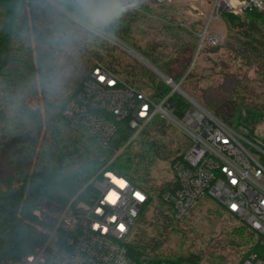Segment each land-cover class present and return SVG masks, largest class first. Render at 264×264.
Instances as JSON below:
<instances>
[{
    "label": "trees",
    "instance_id": "1",
    "mask_svg": "<svg viewBox=\"0 0 264 264\" xmlns=\"http://www.w3.org/2000/svg\"><path fill=\"white\" fill-rule=\"evenodd\" d=\"M65 8L73 12L70 7ZM117 15L116 23L103 31L128 41L133 26L145 22L147 17L139 8L124 4ZM223 16L229 31L227 40L222 45L205 44L198 57L212 53L221 55L220 61H215L219 67L217 79L208 80L203 75L204 68L196 67L198 60L183 79L199 40L188 27L174 23L173 19L166 28L178 27L179 31L192 35L190 41H177L170 49L166 43L163 47L162 41L148 42L138 48L166 76L176 82L183 79L181 86L191 96L232 125L242 108L264 112V10L224 13ZM58 25L73 28L80 33L78 38L65 46H59L63 41L53 44ZM116 50L110 41L91 31H82L72 18L47 0H0V157L3 164L0 259L17 260L32 252L43 240L38 227L40 221L32 212L41 201L49 199L65 206L76 196V200H88L93 188L89 184L91 178L110 162L115 150L133 133L128 120L120 121L110 146L104 148L84 130L71 127L65 119V105L76 96L97 61L106 63L132 84L149 89L152 97L159 99L171 91V86L148 67L136 61L116 60ZM242 69L244 75L240 73ZM252 70L256 74L253 78L249 76ZM223 77L238 80L232 89L225 88L231 91L228 96L223 95ZM53 80L55 88L51 84ZM253 82L259 83L260 93L251 87ZM34 100L40 103L34 105ZM169 101L177 117H182L190 107L178 92H173ZM166 123L161 118L153 119L139 135L143 149L132 152V144L129 145L108 168L135 182H140L138 178L149 180L150 167L162 157L160 150H164L162 143L150 137V133L165 136ZM179 157L182 156L173 158L172 166ZM173 180L172 177L157 188L161 204L166 205L162 194L170 189ZM157 223L150 237L130 238L127 245L131 258L140 264H200L199 256L185 255L168 246L170 231H179L181 223L171 212L158 211ZM232 234L240 238L233 237L232 242L249 246L244 258L252 253L264 255L260 235L249 225L244 223Z\"/></svg>",
    "mask_w": 264,
    "mask_h": 264
},
{
    "label": "built area",
    "instance_id": "2",
    "mask_svg": "<svg viewBox=\"0 0 264 264\" xmlns=\"http://www.w3.org/2000/svg\"><path fill=\"white\" fill-rule=\"evenodd\" d=\"M154 1L162 5L179 0ZM183 1L193 14L203 19L197 53L183 79L194 67L205 44L215 46L224 40L222 32L212 30L214 22L224 13L264 10V0ZM61 9L73 19V12ZM97 35L120 43L119 38L103 30ZM131 50L134 55L139 54ZM157 73L172 88L159 99L124 79L106 63L97 61L76 96L65 105L63 115L71 127L84 130L104 148L110 146L118 123L128 120L133 133L115 150L110 162L138 139L159 114L161 119L178 124L193 145L186 153L179 154L182 157L172 166L174 182L162 194L174 218L184 221L203 197L213 198L229 214L257 231L264 250V147L191 96L181 86L183 79L176 82L160 71ZM173 92L189 102L190 107L182 117L174 114L169 101ZM110 162L91 178L89 184L93 188L88 200H76V196L61 206L44 199L34 207L32 212L40 221L38 227L43 240L32 252L17 260L0 259V264H140L130 257L127 243L133 225L152 201V192L131 177L109 169ZM137 194L144 199H139ZM241 264H264V255L252 253Z\"/></svg>",
    "mask_w": 264,
    "mask_h": 264
},
{
    "label": "rangeland",
    "instance_id": "3",
    "mask_svg": "<svg viewBox=\"0 0 264 264\" xmlns=\"http://www.w3.org/2000/svg\"><path fill=\"white\" fill-rule=\"evenodd\" d=\"M47 1L55 7V4L50 0ZM120 4L139 8L147 17H145V22L140 24L137 23L133 26L129 32V41L114 35L120 40V43L110 41L117 48L116 52H114V58L116 60L121 59L123 62L136 61L148 67L155 72L160 79H163V77L154 71L148 63H145L135 56L131 49L141 54V56H143L148 62L157 67L143 54L138 46L144 47L148 42L159 43L158 41H162L163 47L166 46L164 44L166 43L168 49H170L175 43H177V41H190L191 38H193L192 35L179 31L178 27L170 28V30L167 29L166 24L170 23V19H173V22L176 24L178 23L188 27L192 34L197 36L199 40L198 33L201 31L203 19L200 16L193 14L191 9H189V5L183 0L163 6L158 5L154 0H120ZM59 10L65 13L61 8H59ZM65 14L69 16L67 12ZM212 30L220 31L224 34V40L218 45L225 43L229 31L226 19L223 15L220 19L214 22ZM196 53L197 48L193 58ZM108 59H111V57ZM220 59L221 55L219 53H212L211 56L203 54L200 56V59H198L196 67L204 68L202 70L203 75H205L208 80L217 79L219 78V74L217 73L219 67L215 61H220ZM233 71H236V73L239 72L237 70ZM244 72L245 70L242 69L240 71L241 75H244ZM236 73L235 75H237ZM249 76L253 78L256 74L252 70L249 72ZM223 78L225 85H223L224 88L223 86L221 88H223V93H225L223 95L228 96L229 88L232 89L238 80L234 78L231 79L232 77ZM137 79L138 81H136V83L139 85L141 79L139 77ZM257 84L259 83L253 82L250 85L255 89V92L260 93L262 89L258 87ZM227 86H229V88L225 89ZM142 88L147 92H151L147 88ZM37 103L40 102L34 100L33 104L37 105ZM157 118H160V114ZM165 121L168 123V125H166L165 136H163L164 134L161 136L160 133H155L154 131L150 133V137L153 139L155 138L159 143H162V147H164V150H160L162 157L159 156L154 165L150 167L149 180L138 178L140 184H146L148 186L147 188L150 190L153 188V190H151L153 200L133 225L130 238L143 235L150 237L155 233V229H157L158 226V211L162 210L166 214H168V212L170 213L167 206L161 204L157 195V188L160 185L171 181L173 177V169L171 168L173 158L180 153H186L193 145L192 139L185 130L170 120ZM232 126L239 131L248 133L254 141L264 147V112L251 108H242L233 118ZM142 146L143 143H141V140L138 138L133 141L130 148L132 152H138L143 149ZM2 166L3 164L0 157V172L2 171ZM208 198L209 197L206 196L203 197L191 214H189L184 221H181L179 231H170L168 246L170 249L179 251L185 255L194 254L199 256L200 264H241L242 259L248 252L249 246L237 244L231 240L233 237L236 240H240L239 236H234L232 232L235 228L242 227L244 223L237 217L229 214L217 200Z\"/></svg>",
    "mask_w": 264,
    "mask_h": 264
},
{
    "label": "clouds",
    "instance_id": "4",
    "mask_svg": "<svg viewBox=\"0 0 264 264\" xmlns=\"http://www.w3.org/2000/svg\"><path fill=\"white\" fill-rule=\"evenodd\" d=\"M120 0H57L56 9L70 7L73 11V19L82 31H93L100 34L108 25L115 24L118 20ZM79 32L73 28L58 25L52 37L53 44L65 46L71 40L78 38ZM53 88L56 81H51Z\"/></svg>",
    "mask_w": 264,
    "mask_h": 264
},
{
    "label": "bare ground",
    "instance_id": "5",
    "mask_svg": "<svg viewBox=\"0 0 264 264\" xmlns=\"http://www.w3.org/2000/svg\"><path fill=\"white\" fill-rule=\"evenodd\" d=\"M135 56H137L140 60L144 61L145 63H148L150 66H152L150 62H148L143 56H141V54H135Z\"/></svg>",
    "mask_w": 264,
    "mask_h": 264
},
{
    "label": "snow or ice",
    "instance_id": "6",
    "mask_svg": "<svg viewBox=\"0 0 264 264\" xmlns=\"http://www.w3.org/2000/svg\"><path fill=\"white\" fill-rule=\"evenodd\" d=\"M101 79H103V77H101ZM233 183H235V181H233ZM138 198L143 200L144 197L141 195V194H137ZM232 207L235 209L236 208V205H232Z\"/></svg>",
    "mask_w": 264,
    "mask_h": 264
},
{
    "label": "water",
    "instance_id": "7",
    "mask_svg": "<svg viewBox=\"0 0 264 264\" xmlns=\"http://www.w3.org/2000/svg\"><path fill=\"white\" fill-rule=\"evenodd\" d=\"M155 71H160L157 67H155L154 65L151 66ZM161 72V71H160Z\"/></svg>",
    "mask_w": 264,
    "mask_h": 264
}]
</instances>
